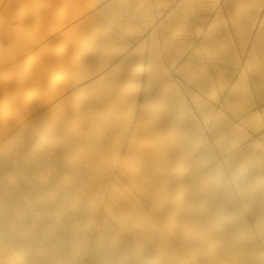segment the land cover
I'll return each mask as SVG.
<instances>
[{"label": "bare ground", "instance_id": "bare-ground-1", "mask_svg": "<svg viewBox=\"0 0 264 264\" xmlns=\"http://www.w3.org/2000/svg\"><path fill=\"white\" fill-rule=\"evenodd\" d=\"M0 264H264V0H0Z\"/></svg>", "mask_w": 264, "mask_h": 264}]
</instances>
